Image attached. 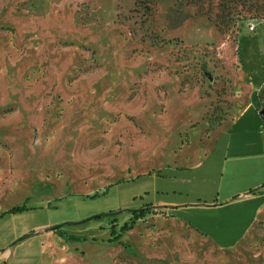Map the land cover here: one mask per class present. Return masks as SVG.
I'll list each match as a JSON object with an SVG mask.
<instances>
[{
    "label": "rangeland",
    "instance_id": "1",
    "mask_svg": "<svg viewBox=\"0 0 264 264\" xmlns=\"http://www.w3.org/2000/svg\"><path fill=\"white\" fill-rule=\"evenodd\" d=\"M263 28L264 0H0V264H264V200L226 204Z\"/></svg>",
    "mask_w": 264,
    "mask_h": 264
},
{
    "label": "crops",
    "instance_id": "2",
    "mask_svg": "<svg viewBox=\"0 0 264 264\" xmlns=\"http://www.w3.org/2000/svg\"><path fill=\"white\" fill-rule=\"evenodd\" d=\"M245 43V49L248 50L250 55V63L245 67L242 65V72L248 79L249 88L252 94L249 105L240 111L239 115L232 122L230 127L237 126L246 119L250 112L255 114L254 121L262 123L263 120L260 116V112L264 109V28L256 34L255 38L247 40ZM244 128L250 126L249 122L242 124ZM229 127V128H230ZM242 153L237 159H233L238 164H243V173L251 182L250 188L254 190V193H240L238 200L227 201L226 204H232L237 202L250 203V208L245 207L243 210H250L253 205L264 200V139L241 142L234 146ZM229 200V199H227ZM260 210L254 211L252 214L244 215V218L248 217L251 224H254L259 220Z\"/></svg>",
    "mask_w": 264,
    "mask_h": 264
},
{
    "label": "trees",
    "instance_id": "3",
    "mask_svg": "<svg viewBox=\"0 0 264 264\" xmlns=\"http://www.w3.org/2000/svg\"><path fill=\"white\" fill-rule=\"evenodd\" d=\"M140 217H141V215H134V216H133V220H132V224H134L136 220L140 219ZM131 228H132V226H124V227L122 228V232H127V231H129Z\"/></svg>",
    "mask_w": 264,
    "mask_h": 264
},
{
    "label": "water",
    "instance_id": "4",
    "mask_svg": "<svg viewBox=\"0 0 264 264\" xmlns=\"http://www.w3.org/2000/svg\"><path fill=\"white\" fill-rule=\"evenodd\" d=\"M260 116H261V118H262V120H263V122H264V109L260 112ZM56 228H51V229H49V230H46L45 232H48V231H54Z\"/></svg>",
    "mask_w": 264,
    "mask_h": 264
},
{
    "label": "built area",
    "instance_id": "5",
    "mask_svg": "<svg viewBox=\"0 0 264 264\" xmlns=\"http://www.w3.org/2000/svg\"><path fill=\"white\" fill-rule=\"evenodd\" d=\"M255 28H256L255 25H253V24H250V25H249V30H250L251 32H254V31H255Z\"/></svg>",
    "mask_w": 264,
    "mask_h": 264
}]
</instances>
